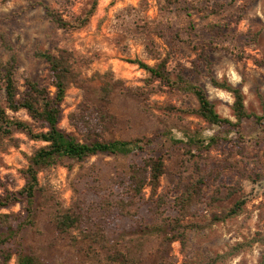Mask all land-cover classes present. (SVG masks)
Returning <instances> with one entry per match:
<instances>
[{
    "label": "rangeland",
    "instance_id": "1",
    "mask_svg": "<svg viewBox=\"0 0 264 264\" xmlns=\"http://www.w3.org/2000/svg\"><path fill=\"white\" fill-rule=\"evenodd\" d=\"M90 1L0 0V59L8 57L3 41L6 38L17 56L19 89H24L27 78L49 86L48 65L34 56L36 51L67 50L73 57L70 63L76 81L68 85L59 127L79 136L68 115L87 97L96 98L105 82H116L110 108L117 122L111 128V138H151L167 131L183 141L172 145L166 137L158 136V150L166 153L167 167L152 197L160 203H172L180 195L182 183L194 178L177 174L179 160L188 157V145L184 144L187 133L204 144L212 137L219 138L210 147L196 151L199 168L191 175L197 176L202 170L205 181L199 202L182 220L196 224V228L187 230L184 243L167 238L159 244L162 264H207L211 256L264 235V124L246 119L239 132L211 125L195 114L183 112L196 106L190 94L157 80L149 81L143 69L128 62L137 58L154 66L166 58L171 78L181 73L197 80L216 111L234 120L233 97L211 85L210 67L217 79L239 85L247 110L260 116L264 100V0H98L90 22L76 30L57 27L37 4L48 5L70 18L82 14ZM10 114L30 121L25 110ZM15 136L20 141L18 146L0 143L2 193L23 185V153L29 154L44 144L21 133ZM141 157L98 155L82 162L64 160L42 169L39 183L65 208L81 198L90 204L98 184H107L126 173L128 164ZM143 196L151 201L149 188ZM238 199L245 200L241 214L225 222H212L216 213ZM0 212H23V205L18 203ZM142 213H146L145 208ZM44 216L42 207L36 227L29 231V239L39 248L44 247L40 237L48 235ZM48 238L52 244L48 243V250L42 252L50 264H92L89 259L76 258L71 247L53 240L50 233ZM263 256L264 245L253 242L215 264H264ZM7 264H16L15 255Z\"/></svg>",
    "mask_w": 264,
    "mask_h": 264
},
{
    "label": "trees",
    "instance_id": "2",
    "mask_svg": "<svg viewBox=\"0 0 264 264\" xmlns=\"http://www.w3.org/2000/svg\"><path fill=\"white\" fill-rule=\"evenodd\" d=\"M5 1V0H2ZM70 2V0H65ZM175 2L177 0H169ZM43 6L46 17L57 27L76 30L85 27L93 17L98 0H91L89 7L80 15L70 18L38 2ZM8 57L0 59V143L19 145L16 133L44 144L29 154L23 153L26 167L21 170L24 183L17 190L0 192V210L21 203L23 212H0V263L7 264L13 255L16 264H50L44 250H48L52 240L65 242L72 248L76 258L89 259L92 264H162L161 245L164 239L185 242L187 230L196 224L183 223L192 207L199 202L205 175L199 170L197 176L191 175L199 162L197 152L210 147L219 140L212 137L209 143L187 133V155L178 164V176L191 178L182 183L181 193L172 202L160 203L152 200L160 185L161 178L167 173L165 152L158 150V136L166 137L172 145L183 142L175 139L167 131L155 137L116 139L111 138V128L117 122L111 111L112 94L116 82L107 81L96 98L87 97L76 111L68 115L70 124L79 136L59 127L69 83L76 81L70 59L72 55L65 49L36 51L34 56L48 65L49 86L27 78L19 89L15 76L17 56L12 45L3 40ZM148 74V80L177 87L190 94L196 106L183 112L195 114L211 125L227 131L239 132L246 119L264 124V100L261 99L262 115L249 112L245 106L244 94L239 85L226 79H217L209 67L208 76L213 87L225 90L233 97L232 114L234 120L221 116L209 99L205 88L195 79L181 73L171 78L166 67V58L151 66L140 59H128ZM209 64V62H208ZM118 82V81H117ZM25 110L30 121L20 119L11 113ZM191 149H194L192 151ZM197 151V152H196ZM98 155H142L128 164L126 173L110 179L107 184L100 183L93 192V201L83 198L67 208L57 202L53 193L44 190L39 183L42 169L51 167L64 160L85 161ZM187 165V169H185ZM1 186V181H0ZM150 189V200L144 199V190ZM244 199H238L231 206L213 216L212 222H225L242 213ZM43 207L44 222L48 235L40 237L44 247H37L29 239V231L36 227ZM145 208L146 213L142 210ZM133 210V211H132ZM166 213V215H165ZM171 233V237L167 234ZM55 238V239H54ZM38 242V241H37ZM253 242L264 245V235L249 241L237 243L223 253L208 259L207 264L222 262L238 253ZM49 243V244H48ZM160 244V246H159ZM264 263V256H263Z\"/></svg>",
    "mask_w": 264,
    "mask_h": 264
}]
</instances>
